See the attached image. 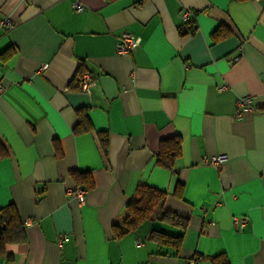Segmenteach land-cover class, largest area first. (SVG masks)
<instances>
[{"label": "crops", "instance_id": "obj_1", "mask_svg": "<svg viewBox=\"0 0 264 264\" xmlns=\"http://www.w3.org/2000/svg\"><path fill=\"white\" fill-rule=\"evenodd\" d=\"M123 32L140 45L119 55ZM84 71L90 93L78 87ZM0 83V207L29 220L0 264H264V0H0ZM79 109L92 129L75 134ZM175 136L180 154L162 167L161 140ZM218 154L219 166L204 162ZM71 171L89 173L91 187ZM141 183L167 193L163 208L185 229L157 208L113 235ZM76 185L82 203L67 193ZM152 229L181 234L180 247L150 239Z\"/></svg>", "mask_w": 264, "mask_h": 264}, {"label": "trees", "instance_id": "obj_2", "mask_svg": "<svg viewBox=\"0 0 264 264\" xmlns=\"http://www.w3.org/2000/svg\"><path fill=\"white\" fill-rule=\"evenodd\" d=\"M187 23L194 24L193 20ZM193 26V25H192ZM190 27L189 32H194L195 27ZM213 38H218L217 31L213 32ZM6 57V54L3 53ZM79 122L74 126L73 132L80 134L92 129L91 123L86 116L84 109H79ZM100 145L107 152L108 139L103 132H99ZM60 151L57 150V154ZM180 154V139L175 136L172 139L161 140L157 164L170 168L174 159ZM71 175L78 181V184H84L91 187V176L87 172L71 171ZM181 184L176 187L175 194L181 195ZM166 192L152 185L141 183L137 186L132 197L127 201L125 206V217L121 223L111 225L112 233L115 237H122L125 234L134 231L140 223L151 218L158 208V219L168 222L174 226L185 229L188 219L177 213L163 208V200ZM149 238L160 244H169L178 249L182 242V235H172L158 229H152ZM26 240V232L23 221H21L19 212L13 203L0 207V258H10L11 254L7 251V245L11 243H20ZM213 264H229L224 255H219L213 259Z\"/></svg>", "mask_w": 264, "mask_h": 264}, {"label": "built area", "instance_id": "obj_3", "mask_svg": "<svg viewBox=\"0 0 264 264\" xmlns=\"http://www.w3.org/2000/svg\"><path fill=\"white\" fill-rule=\"evenodd\" d=\"M73 6L76 8V10L80 11L82 10L83 6L79 3H73ZM180 17L183 22H188L191 20H194V13L188 9L183 8L180 12ZM8 25L11 26L9 21H7ZM140 45V38L138 36H135L129 32H123L120 35L119 41L116 43L115 51L119 55L129 54L132 50L136 49ZM48 67V63H41L36 71H43ZM77 81H78V87L80 90H83L87 93H90V86L94 84L93 79L91 78L89 72L84 71L77 75ZM2 89V85L0 83V90ZM237 104V110L234 114L235 118H240L242 114V109L245 108H251L252 106V97L251 96H241L236 101ZM227 157L225 154H218L211 156L209 158H205L204 162L219 166L224 161H226ZM67 193L70 196H73L79 203H82L85 200V196L87 193V190L80 185H76L74 187L67 188ZM29 220L25 219L23 220L24 224H28ZM247 223V218L242 217H233V224L235 228L243 229L244 226ZM137 244H140V241H136ZM200 259V257H197L195 259H191L185 262V264H196L197 260Z\"/></svg>", "mask_w": 264, "mask_h": 264}]
</instances>
